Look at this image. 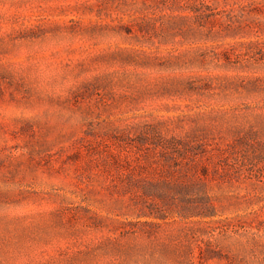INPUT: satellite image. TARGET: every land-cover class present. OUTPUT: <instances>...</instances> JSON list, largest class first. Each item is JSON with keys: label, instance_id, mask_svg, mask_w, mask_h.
<instances>
[{"label": "rangeland", "instance_id": "rangeland-1", "mask_svg": "<svg viewBox=\"0 0 264 264\" xmlns=\"http://www.w3.org/2000/svg\"><path fill=\"white\" fill-rule=\"evenodd\" d=\"M0 264H264V0H0Z\"/></svg>", "mask_w": 264, "mask_h": 264}]
</instances>
